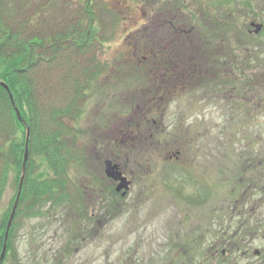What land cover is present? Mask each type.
Listing matches in <instances>:
<instances>
[{"label": "rangeland", "instance_id": "rangeland-1", "mask_svg": "<svg viewBox=\"0 0 264 264\" xmlns=\"http://www.w3.org/2000/svg\"><path fill=\"white\" fill-rule=\"evenodd\" d=\"M244 1L247 0H102L105 8L98 20L102 45L97 47L95 58L87 55L93 75L86 87L85 107L76 120H66L68 126L80 133L78 142L84 150L82 161H77L70 170L71 199L67 203L47 204L40 215H22L18 220L19 234H14L3 264H132L131 245L144 235L147 240L138 258L151 263L153 253L160 251L161 246L167 250L175 244L169 236L174 234L178 221H183L178 229L185 235L194 224L226 222L237 217L241 209L235 211L234 203L247 202L241 198L251 195L244 193L241 186L248 185L253 177L251 172H245L247 166H242L239 156L261 155L264 164V109L254 112L246 103H240V110L229 112L223 97L216 93L192 92L179 99L169 97L166 109L165 105L162 109L166 111L163 137L168 139L167 143L145 142L142 139L147 127L144 107L147 99L143 96L158 86L159 66H141L140 58L132 59V48L135 44L145 49L144 40L152 45L146 40L149 37L146 31L160 24L159 11L163 7L168 11L167 17L163 14L162 18L170 26L178 24L176 15L180 12L190 22L198 18L199 26H204L205 21L212 26L216 21L219 23L220 33L212 30L213 39L214 35H225L209 46L214 56L227 59L215 61L211 67L220 73V80L243 79L244 75L264 78V28L255 34L251 26L253 22L263 23L264 0H251L250 5ZM172 13L177 14L172 17ZM255 53L260 57L257 62ZM80 61L84 63L86 57ZM213 84L210 82L212 89ZM261 93L264 102L263 88ZM230 96L239 100L235 93ZM180 121L183 123L179 124ZM181 132L188 133L194 141L184 139L176 143L172 138ZM178 150L198 160L165 161L164 155ZM115 155L129 175L132 164L144 163L145 155L152 160L149 169L148 163L145 165V172L133 174L134 186L125 197L116 193L105 173V159ZM36 161L37 175H53L42 159ZM16 194L15 182L10 180L0 202L1 238L8 222L5 217L12 212ZM197 199L206 201L202 209H195L188 202ZM260 206L261 210L260 207L253 212L247 210L252 215L246 217L250 226L255 215H262L264 221V194ZM133 219L140 228L136 232ZM141 226L150 228L142 230ZM208 244L206 240L198 244L197 263L206 257ZM262 245L253 243L251 255ZM2 249L3 244L0 256ZM232 255L226 264L235 262ZM219 264H223L222 259Z\"/></svg>", "mask_w": 264, "mask_h": 264}, {"label": "trees", "instance_id": "trees-1", "mask_svg": "<svg viewBox=\"0 0 264 264\" xmlns=\"http://www.w3.org/2000/svg\"><path fill=\"white\" fill-rule=\"evenodd\" d=\"M244 2L251 4V0ZM102 8H105L102 0H0V82L9 87L14 104L30 129L23 191L11 226L8 249L12 247L15 226L22 215H40L47 204L67 203L71 199L68 195L73 186L70 170L77 161H82L84 150L78 142L80 133L68 126L66 120H76L85 107L86 87L93 75L87 58L90 54L95 58L97 47L102 45L98 38ZM205 23L196 25L197 30L201 29L197 44L183 49L168 48L164 52L157 44L153 48L144 40L145 49L133 44L132 56L136 61L140 58L141 66L158 65L159 76L164 59H196L197 83L207 86L220 79L210 77L220 76L211 68L215 61L227 59L216 57L210 51L209 45L214 39L225 35H214L213 39L211 32L220 33L219 23L216 21L213 26L209 21ZM139 37L140 34L138 41ZM256 55L257 62L260 57ZM81 57H86L84 63ZM166 66L170 67L168 74L175 73L169 62ZM236 79L229 80L232 83ZM254 80L252 75L247 76L246 87L264 89V84L253 85ZM261 80L264 83V78ZM163 83L148 91L154 95L160 90H176L173 79ZM10 93L0 83V202L10 180H14L18 194L27 142V127L18 120ZM37 158L51 170V177L37 175ZM9 218L10 215L5 217L7 221Z\"/></svg>", "mask_w": 264, "mask_h": 264}, {"label": "flooded vegetation", "instance_id": "flooded-vegetation-1", "mask_svg": "<svg viewBox=\"0 0 264 264\" xmlns=\"http://www.w3.org/2000/svg\"><path fill=\"white\" fill-rule=\"evenodd\" d=\"M187 1V0H185ZM167 9H163L159 11L160 24L158 23L156 27H153L150 32L147 30V34L149 35L148 39L151 40L152 47H156V44L159 48H163L164 52L168 50V48H177V49H183L186 46H192L195 43L197 44L198 39V30L194 22L196 21L191 20L188 21L187 17L184 15H176V20L179 21L177 25H168V20L163 19L166 18L167 15ZM177 14V13H174ZM173 13L170 15L174 17ZM156 15V14H155ZM256 24V23H252ZM251 24L252 27H254ZM264 28V22L262 23ZM136 61V59L132 58ZM146 60V59H145ZM174 66L175 73L174 74H168L169 69L166 65L168 64ZM162 64V62H160ZM164 68H162L161 75L159 76L158 80L159 83L172 81V79L175 81L176 90L172 91H162L156 92L154 95L151 94V91H148L147 95L143 98L147 99V102L145 103L144 107L146 109L145 118L146 119V129L145 134L142 140H145V142L152 141L153 144H159L161 145L166 144L167 140L164 136V132L166 131L165 125H164V119L166 117V111L162 110L164 108V105L167 103V99L169 97H175L180 98L184 97L188 94H191L192 92L199 93V92H208L206 94H218V97H223V102L226 103V107L230 111H237L241 109V104L246 103L248 107H250L251 111L258 112V110L262 111L264 109V102L262 98V90L259 88L258 90L247 88V84L245 83L246 75L242 78H237L234 81V84H230V80H224V79H216L212 81V86L209 84L207 86H200L197 83L198 78V64L197 60L191 59H183L180 57H177L173 61L169 60H163ZM164 72V73H163ZM212 78H220V76L216 75H210ZM242 77V76H241ZM255 80L252 83L256 87L258 85H261V76L260 78H257V76H254ZM163 85H166V83H163ZM233 85V86H232ZM228 87V89H227ZM211 88V89H210ZM231 88V89H230ZM207 89V90H204ZM212 90V91H211ZM232 93H235L239 98V100H232L231 96ZM186 94V95H185ZM241 98V99H240ZM241 103V104H240ZM144 104V99L142 102V105ZM143 107V108H144ZM166 109V105H165ZM233 118V117H232ZM183 122L180 121L179 124H182ZM179 130L182 131V125H179ZM192 134V133H191ZM187 135V136H185ZM177 137V138H176ZM176 138V139H175ZM174 141L176 140V143H182L184 139L189 140V142H193L195 138L190 137L189 134H183V132L180 133V135H176L174 138H172ZM163 140V141H162ZM170 154V155H169ZM113 155V154H112ZM165 161L169 162H177L181 163L182 161H197L198 159L194 155H185L181 153V151L168 153L167 157L164 155ZM189 157L190 159L185 160L184 158ZM207 157L214 158L213 155H208ZM240 161L245 166H247V169L245 172H251V176L249 179V184L245 186H241V189L244 193L249 192L248 194L251 195L249 198H241L244 201L247 199V202L240 203H234L235 211L240 210L237 214V217H233L232 220H227L224 222L223 220L221 222H202L194 224L195 227H189L187 231H185V235H181L178 229V226H182L183 221H178L176 224V227L174 228V234L172 236H169V239L174 241V245L168 247L167 250L163 246L160 248V251H156V253H153L152 257L154 259L146 260L145 263L138 258V256L142 253L141 246L144 247L146 243V235H142V238H137L136 243L135 239L134 242L131 245V253L133 255L130 257L132 264H219L221 262V259L223 261V264H226L227 261H229L231 255L234 253V263L233 264H240L241 262H245L244 264H264V229L263 224L264 221L260 217H257L255 215V220L251 219L252 226L249 225L248 221L249 219L246 218L247 216H252L251 213H248V211H256L257 207H260L259 210H261V202L263 201V194H264V185L262 175V169L264 168V164L262 163L261 155H246L241 154L239 156ZM112 159V160H111ZM115 158H106L104 162H112L115 165H118L120 171L122 172L123 176L127 178L128 182L130 183L129 190L133 188L134 186V177L133 174H139L145 172V165L148 163L147 168L149 169L152 160L151 157H147L145 155V161L144 163H133L131 167V174L124 173L123 169L120 167L119 161H115ZM184 159V160H183ZM197 159V160H196ZM210 162V161H209ZM244 166V167H245ZM106 169V165L104 167ZM110 179V178H109ZM112 180V186L114 187V190L117 194L122 196V192H117V187L120 184L119 181ZM207 190V189H206ZM123 197V196H122ZM253 198L254 201L252 200ZM202 199H197V201H188L190 202L192 207L195 209H202L204 205L206 204V201L202 202ZM188 204V205H189ZM240 208V209H239ZM19 220V219H18ZM17 220V224L15 226V236L16 234H19V221ZM186 220V219H184ZM132 226L134 227V232L138 231L139 224L136 222L135 219H133ZM143 226H141L142 229ZM7 228V227H6ZM6 228L4 231V238H3V245L5 242V235H6ZM150 227H147L146 229L142 230H149ZM181 230V229H180ZM183 233V232H181ZM157 235V234H153ZM1 236V235H0ZM1 238V237H0ZM185 238V239H180ZM179 240H184V242H192V244H185L181 245V242L177 243ZM203 240H206L209 242L207 245V249L205 252V258H203L200 263H197L195 259L197 258V252L199 250L198 244L202 242ZM9 241V238H8ZM196 242V243H195ZM199 242V243H197ZM255 242H261L263 245L260 249H256L252 252V246ZM185 246V247H183ZM182 247L184 249H182ZM12 248V247H11ZM148 252L146 249H142ZM233 256V255H232ZM254 256V258H253ZM161 263H159L157 261ZM3 264V262H2Z\"/></svg>", "mask_w": 264, "mask_h": 264}, {"label": "water", "instance_id": "water-1", "mask_svg": "<svg viewBox=\"0 0 264 264\" xmlns=\"http://www.w3.org/2000/svg\"><path fill=\"white\" fill-rule=\"evenodd\" d=\"M252 25L255 28V34H259L262 31V29H263V25L262 24H252ZM0 83L10 93L9 87L6 84L2 83V82H0ZM10 98L13 101V96H12L11 93H10ZM13 105L15 107V112H16V115L18 117V120L22 124L26 125V127H27V142H26V148H25V160H24V164H23V174H22V177H21V181H20V185H19L18 194L16 196L15 204L13 206L12 213L10 215V218H9V221H8V224H7L5 242H4L2 253H1V256H0V264H2V262L4 261L6 253H7L8 238H9L11 226H12L15 214H16V210H17V208L19 206L21 195H22V191H23L24 178H25V174H26V163H27V160H28V153H29L30 129L27 126L26 121L21 116V113H20L19 109L15 106L14 101H13ZM105 165H106V169H105L106 176L108 178H110V179H113L115 181H119L120 182V184L117 187V192H119V193L122 192L121 193L122 196L125 197L127 195V192L129 190V186H130V183L128 182L127 178L123 176V174L120 171L118 165H115V164H113L110 161L107 162Z\"/></svg>", "mask_w": 264, "mask_h": 264}]
</instances>
